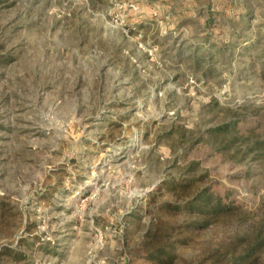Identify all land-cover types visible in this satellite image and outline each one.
<instances>
[{
  "label": "rangeland",
  "instance_id": "rangeland-1",
  "mask_svg": "<svg viewBox=\"0 0 264 264\" xmlns=\"http://www.w3.org/2000/svg\"><path fill=\"white\" fill-rule=\"evenodd\" d=\"M0 264H264V0H0Z\"/></svg>",
  "mask_w": 264,
  "mask_h": 264
}]
</instances>
